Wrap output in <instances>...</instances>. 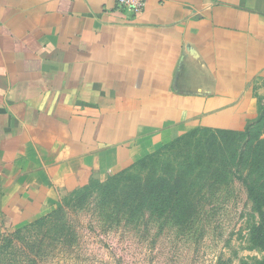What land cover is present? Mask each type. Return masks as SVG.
<instances>
[{"label": "crops", "instance_id": "1", "mask_svg": "<svg viewBox=\"0 0 264 264\" xmlns=\"http://www.w3.org/2000/svg\"><path fill=\"white\" fill-rule=\"evenodd\" d=\"M264 133V0H0V227L196 127Z\"/></svg>", "mask_w": 264, "mask_h": 264}, {"label": "rangeland", "instance_id": "2", "mask_svg": "<svg viewBox=\"0 0 264 264\" xmlns=\"http://www.w3.org/2000/svg\"><path fill=\"white\" fill-rule=\"evenodd\" d=\"M261 140L258 129L216 139L200 131L125 179L87 173L47 214L1 225L0 264H259L260 214L239 176L264 203Z\"/></svg>", "mask_w": 264, "mask_h": 264}, {"label": "trees", "instance_id": "3", "mask_svg": "<svg viewBox=\"0 0 264 264\" xmlns=\"http://www.w3.org/2000/svg\"><path fill=\"white\" fill-rule=\"evenodd\" d=\"M256 129L262 131L260 125H256V124L248 125L246 127V129L243 131H236V130H230V129H224V128H211V127H205V126L196 127L192 130H189V131L182 133L177 138H175V139L167 142L166 144H164L158 150L142 157L141 159L134 162L130 166L124 168L123 170L118 171V172H114V171L110 172L109 173L110 175L108 177L110 180H113V179L119 180V179L124 177L123 176L124 174L129 173L132 169H134L135 166H137L139 164L145 165V164H148L149 162H154L156 159H160V157H162L167 150L187 143L189 141V139H191L194 135H196L200 131L213 133V135L215 136V139H216L217 134H220L221 138L228 137L230 135H236V136L246 135L247 136L253 130H256ZM262 133H263V131H262ZM252 143H254V142L250 141L247 144L248 147H249V145L251 147ZM260 143H262V144L260 146H258V154L260 155L259 156L260 159H264V140H261ZM249 151H250V148H249ZM243 157H244V152H241L239 155V158L243 159ZM197 164H199V163H197ZM201 165L205 166V163L203 162V163H201ZM189 167H190L189 168L190 171H192L194 169V165H192V164H190ZM179 178L180 177H177L175 179V183H179V181H181V179H179ZM239 178L246 184V186L248 188L249 196L254 201L256 208L260 214V223L254 229V232L252 234V242L254 244H256L257 246H259L264 253V203L260 197L259 190L256 187V185L253 184L249 178H247L243 175H240ZM109 179H108V181H109ZM123 179H125V178H123ZM165 182H166V180H157L156 185H163ZM101 184H102V186L103 185H109V182H103ZM143 187H145V184ZM144 190L145 189L140 188L138 191L139 195L141 196V199H143V200L145 197ZM259 264H264V256H263V259L259 262Z\"/></svg>", "mask_w": 264, "mask_h": 264}, {"label": "built area", "instance_id": "4", "mask_svg": "<svg viewBox=\"0 0 264 264\" xmlns=\"http://www.w3.org/2000/svg\"><path fill=\"white\" fill-rule=\"evenodd\" d=\"M117 4L132 13H139L144 9L146 0H117Z\"/></svg>", "mask_w": 264, "mask_h": 264}]
</instances>
